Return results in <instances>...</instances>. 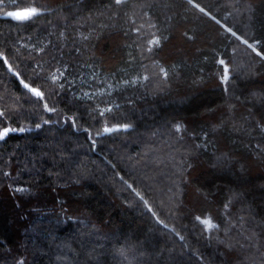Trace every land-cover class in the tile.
Returning a JSON list of instances; mask_svg holds the SVG:
<instances>
[{
	"label": "trees",
	"instance_id": "trees-1",
	"mask_svg": "<svg viewBox=\"0 0 264 264\" xmlns=\"http://www.w3.org/2000/svg\"><path fill=\"white\" fill-rule=\"evenodd\" d=\"M253 48L264 0H0V264H264Z\"/></svg>",
	"mask_w": 264,
	"mask_h": 264
},
{
	"label": "snow or ice",
	"instance_id": "snow-or-ice-1",
	"mask_svg": "<svg viewBox=\"0 0 264 264\" xmlns=\"http://www.w3.org/2000/svg\"><path fill=\"white\" fill-rule=\"evenodd\" d=\"M189 2H191V0H189ZM116 4H120L121 0H115ZM201 11H203V9H201ZM37 8L36 7H28L23 11H9L6 13V15L8 17H12L17 21H26L29 20L31 17L37 15ZM152 43H156V41H153ZM249 47H252V45H249ZM253 51L256 52L257 56H260L261 59H264V54H262L259 51H256L255 48H253ZM5 63H7V61H5ZM221 63H223V61H221ZM57 72H59V76L62 77L63 76V71H61L60 69H57ZM227 69H225V79H227ZM51 79L53 80V82H55L57 79H59V77L56 75V73H52ZM23 83V81H21ZM25 88H27L34 96L43 99L44 98V94L37 88L35 87H29V84L24 83L23 85ZM44 108L46 111H55L54 108H49L47 104L44 105ZM102 114V113H101ZM3 115V112H0V116ZM37 128L40 127L39 124L36 125ZM111 129L109 128H104L105 132L110 131ZM179 127H177V131H179ZM23 132L25 131L24 128H11V127H4L2 129H0V141H3L10 133H14V132ZM197 219L199 220L200 218L197 217ZM201 223H203L208 229H211L214 227V225L212 224V222L210 220L204 219L201 220Z\"/></svg>",
	"mask_w": 264,
	"mask_h": 264
},
{
	"label": "rangeland",
	"instance_id": "rangeland-1",
	"mask_svg": "<svg viewBox=\"0 0 264 264\" xmlns=\"http://www.w3.org/2000/svg\"><path fill=\"white\" fill-rule=\"evenodd\" d=\"M205 219L210 220V221L212 222V224L214 225L215 222H214L213 218H211V217H209V216H208V217L206 216Z\"/></svg>",
	"mask_w": 264,
	"mask_h": 264
},
{
	"label": "water",
	"instance_id": "water-1",
	"mask_svg": "<svg viewBox=\"0 0 264 264\" xmlns=\"http://www.w3.org/2000/svg\"><path fill=\"white\" fill-rule=\"evenodd\" d=\"M108 132H109V131H108ZM108 132H106V133H108ZM204 219H205V218H204ZM204 219H203V220H204Z\"/></svg>",
	"mask_w": 264,
	"mask_h": 264
}]
</instances>
